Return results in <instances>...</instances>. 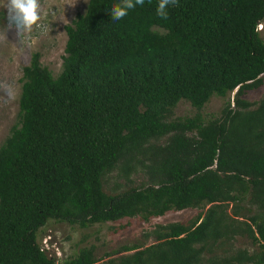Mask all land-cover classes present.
I'll return each mask as SVG.
<instances>
[{"label":"trees","instance_id":"1","mask_svg":"<svg viewBox=\"0 0 264 264\" xmlns=\"http://www.w3.org/2000/svg\"><path fill=\"white\" fill-rule=\"evenodd\" d=\"M178 2L166 20L145 0L113 21L119 0H87L63 26L59 73L37 52L21 68L0 143V264H264V92L242 98L262 82L264 0ZM232 91L216 116L200 114ZM180 100L195 112L170 118ZM114 170L146 180L109 194ZM185 208L199 211L105 260L90 245L58 263L36 242L48 220L84 228Z\"/></svg>","mask_w":264,"mask_h":264},{"label":"rangeland","instance_id":"2","mask_svg":"<svg viewBox=\"0 0 264 264\" xmlns=\"http://www.w3.org/2000/svg\"><path fill=\"white\" fill-rule=\"evenodd\" d=\"M87 0H41L44 9L43 22L49 25L48 32L34 30L32 39L25 42L20 32V24L14 20L8 10V0H0V143L8 135L16 122L17 100L23 82L21 68L28 64L33 52L39 53V61L56 76L61 68V56L65 33L63 26L69 24L76 13H81ZM259 36L264 40V19L256 26ZM261 85L246 90L242 98L250 102L257 101L264 92V73ZM234 91L225 98L211 96L200 109L204 118L216 116L226 99L231 100ZM195 112L186 101L180 100L171 109L170 118L190 116ZM146 180L141 171L133 172L128 179L116 172L106 174L102 178L104 192L113 194L130 186H138ZM199 210L185 208L169 210L161 216L142 220L138 216L121 218L115 222L92 224L79 227L75 224L48 220L36 234V242L56 262L76 254L79 248L93 246L97 259L116 257L112 252L122 245L137 244L141 247L154 242L149 231L157 224L169 222L186 223ZM236 248L250 249L246 239L236 237L233 241ZM105 254L109 256L105 257Z\"/></svg>","mask_w":264,"mask_h":264},{"label":"clouds","instance_id":"3","mask_svg":"<svg viewBox=\"0 0 264 264\" xmlns=\"http://www.w3.org/2000/svg\"><path fill=\"white\" fill-rule=\"evenodd\" d=\"M151 0H149V3ZM145 0H119L110 9V16L113 21H120L126 17L129 10L137 5L143 6ZM170 6H179L178 0H158L156 14L162 19L169 16L168 8ZM8 10L14 20L17 21L21 28L18 34H22L25 42L32 39L34 30L48 32L49 25L43 22L44 9L41 0H8Z\"/></svg>","mask_w":264,"mask_h":264}]
</instances>
